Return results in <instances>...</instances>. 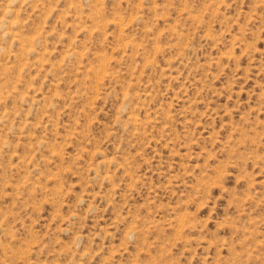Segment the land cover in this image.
<instances>
[{"label":"rangeland","instance_id":"374dc122","mask_svg":"<svg viewBox=\"0 0 264 264\" xmlns=\"http://www.w3.org/2000/svg\"><path fill=\"white\" fill-rule=\"evenodd\" d=\"M0 264H264V0H0Z\"/></svg>","mask_w":264,"mask_h":264}]
</instances>
